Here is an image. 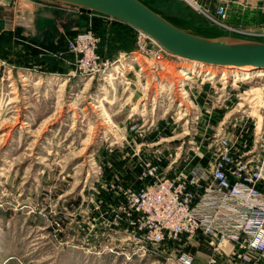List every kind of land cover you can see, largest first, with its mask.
I'll use <instances>...</instances> for the list:
<instances>
[{
    "label": "rangeland",
    "instance_id": "rangeland-1",
    "mask_svg": "<svg viewBox=\"0 0 264 264\" xmlns=\"http://www.w3.org/2000/svg\"><path fill=\"white\" fill-rule=\"evenodd\" d=\"M142 1L197 35L264 41L223 25L264 31V5L260 18L231 17L233 3L246 8L253 0H212L228 5L223 20L197 8L204 0L193 1L197 7ZM60 4L67 11L38 16L35 30L13 4V30L0 31V264H178L175 246L139 249L140 217L127 212L125 190L211 171L223 141L234 165L255 166L264 144V78L218 67L209 80L200 63L202 73L185 75L198 63L118 19ZM89 14L105 21L91 25ZM75 26L100 36L99 52L111 62L106 76L76 68L64 34ZM184 242L177 247L194 264L213 254L203 234ZM250 255L252 262L234 255L221 264H264Z\"/></svg>",
    "mask_w": 264,
    "mask_h": 264
},
{
    "label": "built area",
    "instance_id": "built-area-1",
    "mask_svg": "<svg viewBox=\"0 0 264 264\" xmlns=\"http://www.w3.org/2000/svg\"><path fill=\"white\" fill-rule=\"evenodd\" d=\"M197 8L205 12L200 5ZM228 11V5L219 2L214 14L223 20ZM223 25L245 36L264 37L263 30ZM100 41L91 28L68 38L66 47L83 74L108 73L111 62L99 52ZM222 143V158L211 171L194 169L185 179L156 178L144 187L126 188L130 203L127 212H136L140 217L136 223V231H142V236L136 235L139 249H146L149 243L169 244L178 248V264H194L193 255L177 245L203 234L214 245L206 264L231 262L234 255L241 262H252L251 252L264 258V144L255 166H249L234 165L226 142ZM226 245L233 251L226 253Z\"/></svg>",
    "mask_w": 264,
    "mask_h": 264
},
{
    "label": "water",
    "instance_id": "water-1",
    "mask_svg": "<svg viewBox=\"0 0 264 264\" xmlns=\"http://www.w3.org/2000/svg\"><path fill=\"white\" fill-rule=\"evenodd\" d=\"M77 6L83 13L98 12L125 22L160 43L178 57L209 65L264 69V41L234 36L208 37L188 32L142 0H48ZM245 74V73H244Z\"/></svg>",
    "mask_w": 264,
    "mask_h": 264
},
{
    "label": "crops",
    "instance_id": "crops-1",
    "mask_svg": "<svg viewBox=\"0 0 264 264\" xmlns=\"http://www.w3.org/2000/svg\"><path fill=\"white\" fill-rule=\"evenodd\" d=\"M203 5V8L206 11H211L213 12L216 8V5L219 2L216 1H208V0H204V2H201ZM13 4H15V8L16 11L20 10V15L18 14L17 16H20L24 19V25L29 27L28 30H30V27L32 28V30L37 29L36 25V19L38 16H44V15H49V11H51L52 9H59V10H64L67 11L66 8H63V6H61L62 4L58 3V2H53V1H48V0H0V12H5L9 14L10 18L6 19V15H4L5 17H1L0 15V24L2 22V25H0V31H8V30H13V25H14V20H13V16H12V10L13 8ZM247 4H250V7H248ZM247 4L245 6H247L246 8L241 7V5L239 4H232V7H230V14L231 17H236V18H250L253 16H256L257 18H260L259 12L260 7H263L264 5V0H253V2H247ZM18 8V9H17ZM78 9V14H85L83 12H81ZM76 17H78L77 14L73 15L72 18L76 19ZM255 17V18H256ZM254 18V17H253ZM89 20L91 22V25H96L98 23H103V21H105V18L99 17V16H94L92 14H89ZM75 29H77V27L75 26L74 28H71V30L64 32L65 36L68 37H72L74 36L78 31H75ZM54 32V31H53ZM56 33V31L54 32ZM264 188V186H263ZM190 246V245H189ZM226 253H229L233 250H231V246L230 245H226L223 247ZM192 250V245L189 247V251Z\"/></svg>",
    "mask_w": 264,
    "mask_h": 264
},
{
    "label": "bare ground",
    "instance_id": "bare-ground-1",
    "mask_svg": "<svg viewBox=\"0 0 264 264\" xmlns=\"http://www.w3.org/2000/svg\"><path fill=\"white\" fill-rule=\"evenodd\" d=\"M191 3L197 7V5L191 1ZM137 59V58H136ZM193 62H197L198 64L197 65H193V66H190L187 68V70L189 71H186L185 75L186 74H192L194 72H199V73H202L204 71L202 65H206V66H209L208 69L205 70V72L208 74V75H211L212 77H209V80H211V78L213 79V77L215 76L214 74L216 73V69L218 67H221V66H215V65H209V64H205V63H202V62H198V61H195V60H191ZM202 65H200V64ZM239 69H234V68H231V67H224V75H227L229 72H234V73H245L246 75V78L248 79H254V78H264V69H260V70H255L253 72H244L243 70L244 69H247V67H239Z\"/></svg>",
    "mask_w": 264,
    "mask_h": 264
}]
</instances>
